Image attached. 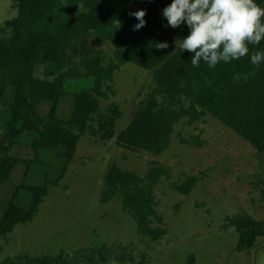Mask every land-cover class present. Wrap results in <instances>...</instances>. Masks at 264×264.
Instances as JSON below:
<instances>
[{
  "label": "trees",
  "instance_id": "1",
  "mask_svg": "<svg viewBox=\"0 0 264 264\" xmlns=\"http://www.w3.org/2000/svg\"><path fill=\"white\" fill-rule=\"evenodd\" d=\"M16 1V16L3 23L10 35L0 39V188L19 171L20 180L13 194L2 198L0 237L16 225L31 221L48 188L61 180L79 137L98 110V98L107 97L102 86L126 62L153 70L162 100L158 103L153 96L144 102L116 135L119 147L158 156L168 148L175 124L182 119L193 122L207 112L257 152L264 151V63L255 69L249 54L240 60L220 62L214 68L203 61L193 67L190 62L194 53L179 51L175 44L189 34L187 24L173 29L166 26L162 15L172 0ZM255 2L264 7V0ZM80 3L86 12H78ZM138 10H146V25L134 31L138 21L129 13ZM116 21L120 22L119 28ZM103 39L114 46L108 63L104 62L103 50L95 46ZM157 42H167L169 47L158 51ZM249 47L252 51L264 50V41ZM39 69L41 76L37 75ZM253 71L254 77L243 78ZM237 73L241 79L234 82ZM86 78L92 81L89 89L70 93L64 89L67 80ZM65 97L70 100L68 116L61 118L57 107ZM112 124L113 118H108L102 126L105 139L112 137ZM18 149L24 154H17ZM53 153L62 158L63 165L49 180L48 164L41 159ZM39 171V184L26 182ZM161 177L170 178V174L156 162L143 176L111 164L99 200L107 203L118 199L122 210L135 222L137 234L158 240L164 230L155 209L154 189ZM196 181L197 177L188 176L171 187L188 195ZM21 190L28 197L18 198ZM261 194L264 198V189ZM228 223L235 228V250L239 252L253 247L264 232L263 225L247 214L235 215ZM104 252L18 255L0 264H102L105 258L100 255ZM125 259L132 261L133 257ZM262 260L264 264V257Z\"/></svg>",
  "mask_w": 264,
  "mask_h": 264
},
{
  "label": "rangeland",
  "instance_id": "2",
  "mask_svg": "<svg viewBox=\"0 0 264 264\" xmlns=\"http://www.w3.org/2000/svg\"><path fill=\"white\" fill-rule=\"evenodd\" d=\"M17 11L16 0H0V39L10 35L3 23ZM95 46L103 50L108 63L113 44L103 39ZM37 75L41 76V69ZM91 85L90 78L67 80L64 89L70 93ZM102 91L107 97L98 98V110L79 137L61 180L48 188L31 221L0 237V262L18 255L44 257L61 251L105 249L100 255L105 258L102 264H263L264 232L253 247L236 251L237 235L228 219L247 214L264 227V151L257 152L207 112L193 122L182 119L175 124L168 148L158 156L125 150L115 142L118 132L147 99L162 100L153 70L126 62L104 83ZM69 101L65 97L59 102L61 118L68 116ZM108 118H113L112 137L105 139L102 126ZM16 153L23 155L24 150ZM56 154L41 159L48 164L49 180L63 165ZM154 162L166 167L170 178L161 177L154 189L164 234L152 241L137 234L135 222L118 199L101 203L99 196L109 165L143 176ZM188 176L197 177L188 195L171 187ZM41 178L39 171L26 182L39 184ZM19 180L20 171L0 188V209L2 198L13 194ZM17 197L28 194L21 190ZM128 257L133 260L125 259Z\"/></svg>",
  "mask_w": 264,
  "mask_h": 264
},
{
  "label": "clouds",
  "instance_id": "3",
  "mask_svg": "<svg viewBox=\"0 0 264 264\" xmlns=\"http://www.w3.org/2000/svg\"><path fill=\"white\" fill-rule=\"evenodd\" d=\"M83 3L78 5V12H86ZM138 23L134 31L146 25V10L130 12ZM167 25L173 29L187 24L189 34L182 40H176L179 51L194 53L191 65L199 67L203 61L209 68L218 63L240 60L250 54V62L255 69L264 63V50L252 51L249 45L258 46L264 41V7L255 0H172L162 10ZM117 27L120 22L116 21ZM167 42H157L155 48L165 50ZM174 53V52H173ZM172 53H169L170 55ZM255 75V71L244 75ZM241 75L237 73L233 80L238 82Z\"/></svg>",
  "mask_w": 264,
  "mask_h": 264
}]
</instances>
